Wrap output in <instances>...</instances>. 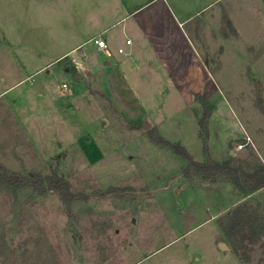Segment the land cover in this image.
<instances>
[{
	"label": "rangeland",
	"instance_id": "obj_1",
	"mask_svg": "<svg viewBox=\"0 0 264 264\" xmlns=\"http://www.w3.org/2000/svg\"><path fill=\"white\" fill-rule=\"evenodd\" d=\"M151 1L0 0V164L57 172L83 196L69 210L57 192L0 183V264H243L221 246L218 218L246 199L264 203V188L186 178L189 161L174 146L196 161L207 150L248 171L264 164V0H166L191 16L184 30L209 70L172 80L154 59L120 62L146 43L136 18L161 15ZM100 35L111 58L96 47ZM85 38L65 59L38 54ZM171 47L160 48L180 61L170 75L184 76L192 56Z\"/></svg>",
	"mask_w": 264,
	"mask_h": 264
},
{
	"label": "trees",
	"instance_id": "obj_2",
	"mask_svg": "<svg viewBox=\"0 0 264 264\" xmlns=\"http://www.w3.org/2000/svg\"><path fill=\"white\" fill-rule=\"evenodd\" d=\"M201 100L204 106V115L200 119V124L206 128L212 114V106L205 97ZM155 137V135L152 136L153 139ZM159 139L161 143L169 144L162 137ZM174 147L189 161L183 169V175L186 178H199L205 183H217L221 180L229 181L238 192L246 194L264 188V164L254 171H248L235 166L232 160L222 161L213 158L207 150V158L202 162L194 160L181 144H175ZM0 183L13 188L15 194L25 188H33L39 195H44L49 191L57 192L61 195L69 210L76 200L83 199L81 193H75L71 190L69 180L63 178L57 172L47 176L31 173L23 175L10 172L7 167L0 164ZM218 223L222 229L225 242L243 264H252L251 261L255 253L262 254L258 264L264 262L263 202L255 203L246 199L219 217Z\"/></svg>",
	"mask_w": 264,
	"mask_h": 264
},
{
	"label": "crops",
	"instance_id": "obj_3",
	"mask_svg": "<svg viewBox=\"0 0 264 264\" xmlns=\"http://www.w3.org/2000/svg\"><path fill=\"white\" fill-rule=\"evenodd\" d=\"M152 1L149 2L148 7L154 5L159 10V11L157 10L154 11L157 14H161V15L157 16L156 14L151 12L150 13L151 21H146L144 17L143 20L140 17L136 18V27H138L140 30L143 31L142 34L146 38L145 39L146 43H140L138 45L139 48H134V49L130 48L127 54L128 55L127 58L125 60L122 59V61L120 60L119 61L122 63L127 61L129 57L134 58L136 56V61L142 59V61L147 65L149 62H152V60L154 59L156 65H158V69L156 71L163 70L165 73H167L166 75L168 80L192 79V78L203 79L205 75H209V70L206 68V64H204L202 57L199 54L195 53L194 51H191L193 48L188 38L189 35L184 30V24L190 19L191 16L183 13V11L180 9H175L173 6H171V4L169 5L168 1L166 0H156L153 2ZM157 2H161V4H157ZM213 3L214 2H211L209 5H212ZM137 11L138 9L136 10V15L138 13ZM92 37L93 36H91L89 39H92ZM89 39L87 38L82 39L80 42L75 43L71 47L67 48L58 56H50L51 52L49 49L39 51L38 54L41 55L43 53L45 56L47 55L48 58L52 57L51 59L57 57L55 58L56 60L65 59L66 57H68L69 53L77 52L78 50H80L82 45L88 42ZM127 39L132 40L131 45L134 44V40L132 38L127 37ZM167 45L172 46L170 50L175 49L174 51L178 53V58L187 55L192 56L190 61L191 64L187 68L184 76H177L172 78V76L170 75L171 73H173V70H176L177 68L181 70V65H177L180 63V61H178L177 58L173 59L175 55H166L160 49L162 48L164 52H166ZM48 52H50V54ZM83 59L84 58L82 56L75 55L72 60L78 63V65L79 64L83 65L82 62ZM52 62L53 61L50 62L46 61L43 64H49ZM110 62L112 63V61L110 60L107 61V64H110ZM120 62H118L115 65L119 67L118 64Z\"/></svg>",
	"mask_w": 264,
	"mask_h": 264
},
{
	"label": "built area",
	"instance_id": "obj_4",
	"mask_svg": "<svg viewBox=\"0 0 264 264\" xmlns=\"http://www.w3.org/2000/svg\"><path fill=\"white\" fill-rule=\"evenodd\" d=\"M95 44H96V47L99 51H101L104 55H106L108 58H111L113 56L111 50L109 49V46H108V42L107 40L103 37V36H97L95 39ZM126 44L128 45H131L132 44V40L131 39H127L126 40ZM119 52L120 53H126L125 52V49L123 47H120L119 48ZM65 86V84H64ZM244 145H239V148H243Z\"/></svg>",
	"mask_w": 264,
	"mask_h": 264
},
{
	"label": "water",
	"instance_id": "obj_5",
	"mask_svg": "<svg viewBox=\"0 0 264 264\" xmlns=\"http://www.w3.org/2000/svg\"><path fill=\"white\" fill-rule=\"evenodd\" d=\"M162 118H163V115H162V113H160V116H159V118H158V120H157V123L160 122V121L162 120ZM143 127H144V128H150V127H151V123H149V122H147V121H144V122H143ZM231 153H233V150H231ZM221 246H222L223 248H227L228 244H227L225 241H223V242L221 243Z\"/></svg>",
	"mask_w": 264,
	"mask_h": 264
}]
</instances>
